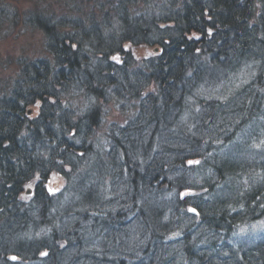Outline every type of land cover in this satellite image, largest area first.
Instances as JSON below:
<instances>
[{
	"label": "trees",
	"instance_id": "1",
	"mask_svg": "<svg viewBox=\"0 0 264 264\" xmlns=\"http://www.w3.org/2000/svg\"><path fill=\"white\" fill-rule=\"evenodd\" d=\"M92 1L0 96V264H264V0Z\"/></svg>",
	"mask_w": 264,
	"mask_h": 264
},
{
	"label": "rangeland",
	"instance_id": "2",
	"mask_svg": "<svg viewBox=\"0 0 264 264\" xmlns=\"http://www.w3.org/2000/svg\"><path fill=\"white\" fill-rule=\"evenodd\" d=\"M92 3H94L92 0H0V96L8 92L14 81L13 79L19 74V64L21 66L23 58L31 59L41 55H48V57H50L45 47L47 41L44 32L39 27L37 28L30 25L28 22L29 14L31 12H40L39 14L41 15L46 17L52 15L54 19H61L62 21H64L62 18L63 15L64 18L66 16L74 18L75 16L73 15H76V19L77 15H79L80 18H82V16L85 18ZM110 21L113 22V24L108 27L109 30L116 29L117 22H115L114 19H110ZM66 29L68 30L70 27L67 25ZM189 36L199 37L197 33H190ZM123 48L132 53V59L137 64L143 63L144 60L155 55L159 46L147 42L135 44L126 40L123 43ZM113 57H118V59H113ZM112 59L114 61H120L121 55L115 53ZM251 73L252 72L248 70V68H242L238 73L236 71V82H234L231 89L240 86L242 82L244 83ZM152 92L155 93V91ZM39 105L40 102H36L31 104V106H27V116L31 118L38 115ZM104 108H106V121L102 123V128L98 129L99 133L102 132V129H104L108 121L114 119L123 120V118L120 117L116 118L118 116V110L112 104L104 105ZM262 112H264V110ZM98 139L100 144L97 146L99 149H103L105 141H103L102 136H99ZM197 161L198 160L191 161L192 163L189 161L188 163L197 164ZM36 180L37 176L27 182L25 187H27V190L30 189L29 194H31L33 187L29 188L28 185L31 184L33 186ZM64 184L65 178L57 171H53L49 174L45 186L50 194H56L62 187L64 188ZM49 189H53L54 191H49ZM183 191V196L193 193V191L188 188ZM29 194L24 191L20 195V198L23 200L28 199ZM260 226L262 228L264 227V216L253 224V228H258Z\"/></svg>",
	"mask_w": 264,
	"mask_h": 264
},
{
	"label": "snow or ice",
	"instance_id": "3",
	"mask_svg": "<svg viewBox=\"0 0 264 264\" xmlns=\"http://www.w3.org/2000/svg\"><path fill=\"white\" fill-rule=\"evenodd\" d=\"M211 31L212 30L209 29V34H211ZM113 59H118V57H113ZM190 163H192V162L190 161ZM28 187L31 188L32 185L30 184V185H28ZM49 191H54V190L53 189H49ZM191 211L195 212L196 210L195 209H191ZM42 255H46V253H42ZM12 259L15 260V259H17V257H12Z\"/></svg>",
	"mask_w": 264,
	"mask_h": 264
},
{
	"label": "water",
	"instance_id": "4",
	"mask_svg": "<svg viewBox=\"0 0 264 264\" xmlns=\"http://www.w3.org/2000/svg\"><path fill=\"white\" fill-rule=\"evenodd\" d=\"M28 112H29V110H28ZM29 113H30V112H29ZM29 192H30V189L27 190V193H29Z\"/></svg>",
	"mask_w": 264,
	"mask_h": 264
},
{
	"label": "bare ground",
	"instance_id": "5",
	"mask_svg": "<svg viewBox=\"0 0 264 264\" xmlns=\"http://www.w3.org/2000/svg\"><path fill=\"white\" fill-rule=\"evenodd\" d=\"M25 192L27 193V189L25 190ZM27 194H29V193H27Z\"/></svg>",
	"mask_w": 264,
	"mask_h": 264
}]
</instances>
